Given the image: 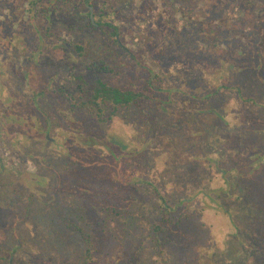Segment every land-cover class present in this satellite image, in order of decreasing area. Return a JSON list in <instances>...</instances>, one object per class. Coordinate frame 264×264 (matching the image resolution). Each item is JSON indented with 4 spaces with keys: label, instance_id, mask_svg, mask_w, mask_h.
I'll list each match as a JSON object with an SVG mask.
<instances>
[{
    "label": "rangeland",
    "instance_id": "rangeland-1",
    "mask_svg": "<svg viewBox=\"0 0 264 264\" xmlns=\"http://www.w3.org/2000/svg\"><path fill=\"white\" fill-rule=\"evenodd\" d=\"M12 1L0 0V264H180L189 251L193 264H199L201 244L207 257L214 252V263L264 264V248L249 237L264 230V209L258 208H264V192L258 205L260 194L249 193L248 173L227 175L242 149L254 141L264 145V127L248 120L228 127L223 121L227 112L237 110L250 120H264V0H198L192 7L180 1L171 7L176 0H89L90 8L87 0H68L75 10L64 15L68 6L59 4L51 19L19 11L17 4L28 10L33 0ZM90 12L95 23L119 28L121 46L108 29L90 27ZM49 26L52 37L47 38ZM253 34L259 43L247 41ZM77 45L86 50L83 56L76 53ZM216 45L239 70L251 68L247 76L240 71L230 87L226 72L220 81L227 83L224 97L191 105L185 95L192 89L191 77L179 70L185 75L166 85L181 93L156 89L146 105L122 110L114 120L100 122L96 110L70 109V95L85 101L71 75L93 79L94 64L105 60L119 67L124 76L110 82L130 85L144 79L145 70L163 77L191 56L216 61ZM231 45L244 50L230 53ZM210 85L215 88L214 80ZM61 88L66 99L60 97ZM205 88L208 83L200 96ZM181 105L188 106L185 112ZM198 110L207 113L205 124ZM200 126L205 139L193 152L205 159L191 161V151L180 150L185 138L176 144L178 153L172 150L168 138L176 141ZM204 161L217 170L207 173L211 170ZM246 162L245 170L254 171L263 158ZM179 201L184 203L180 208ZM166 209H178L171 213L176 221L191 215L210 222L207 237L197 231L199 221L191 219L188 233L175 229V236L166 238L174 243L163 248L144 243L150 224ZM226 211L239 231L224 225ZM71 224L92 238L90 258ZM227 229L234 236L228 240ZM235 232L247 238L239 244Z\"/></svg>",
    "mask_w": 264,
    "mask_h": 264
},
{
    "label": "trees",
    "instance_id": "trees-1",
    "mask_svg": "<svg viewBox=\"0 0 264 264\" xmlns=\"http://www.w3.org/2000/svg\"><path fill=\"white\" fill-rule=\"evenodd\" d=\"M174 0H172L173 2ZM177 1V2H176ZM173 3H171V7L175 6V3H178L180 1V3L182 4L185 3L186 5H188L189 7L194 6L198 0H176ZM13 4L15 3V1H12ZM89 2V0L86 1L85 5L87 7H89V4H87ZM59 4H64L66 5V7L68 6V9L66 10L67 12L64 13V15H67L68 13L74 11V7L68 3V0H33L30 3V7L27 10L26 8L24 9L22 5H19V11H21L22 13L26 14H30L35 18H39L40 17H44L46 19H51L52 15L56 12V10H60ZM184 4V5H185ZM183 5V4H182ZM174 11L175 13L180 12L178 8L174 7ZM264 11V10H263ZM91 15L92 13L90 12L89 17L91 20ZM193 14L190 15V17ZM108 20L111 19V16H107ZM195 18H193L192 20L194 21ZM261 19V18H260ZM186 24H189L190 21H185ZM90 27H92L94 30L98 29V28H106L109 31L110 36L114 39L115 45L117 46H121V42L119 39V35H120V31L119 28L113 24H111L110 22H97L95 23L94 21L91 20L90 22ZM72 30H78V31H82L83 32V28L79 27V26H74L71 27ZM51 27L49 26V28L47 29V38L48 37H52L51 36ZM45 36V37H46ZM40 37H44V35H40ZM254 34L250 35L247 39V41H252L254 38ZM225 41V40H224ZM221 41V42H224ZM257 43H259L256 40H253ZM202 43V42H201ZM248 43V42H247ZM246 43V46H247ZM124 45V44H123ZM216 49L218 48V45L215 46ZM244 49L241 47L239 48L238 46H230V53H241ZM75 51L79 56H83L84 53L86 52V50L82 47V46H75ZM224 49L220 48L218 50V53H214L213 55V59L215 56H218L216 61L211 60L209 58H207L206 56H195L192 57V59L189 58V60H181L180 63L176 64V67H172L168 69V74H164L163 77L159 74L153 73L150 70H145L144 72V76L145 78L141 79L140 82H136V81H130V85H120V84H114L111 83V79L113 77H120V76H124L119 67H112L110 65L107 64V62L104 60L102 62H99L97 64H94L93 66H91V69H94L95 71H97L96 76L93 79H87L84 78L82 76H80L79 74H73V76L71 75L72 80L74 83L78 84V90L85 96V101H80L78 102V99L73 96L70 95V99L73 101V104H71L70 109L71 110H91V111H98V118L100 119V122H107V121H111L114 120V118L116 116H118V114L122 111V110H127V109H131L135 106H144L146 105L149 101H151L153 94L156 92V89H159L161 93L163 92H168V94L173 95L175 92L177 93H181V90L179 88H168L167 87V82H171V84H173V82H175L176 80H178V76L181 77V74L185 75V73L189 74L187 75L189 78H187L186 80H189L188 83V88H192L189 92V94H186L187 100L190 102V104H194L197 102H202V99L209 102L215 98L218 97H224V92L227 91V86L224 82H220L221 80L223 81L225 76H226V72H228V74L230 75V81H229V77H228V81L230 83L229 87L232 84L237 83V78L240 74L243 75H248V72H245L246 70H251V68H245V70L243 71L242 69L239 70V66H235L233 63H231L230 61H228L227 59V55L224 56ZM189 57V56H188ZM182 67H180V66ZM178 70V71H177ZM179 70H185V73L180 72ZM186 70H188V72H186ZM141 71V70H139ZM191 72V73H189ZM245 72V74H244ZM100 74V75H99ZM240 74V75H241ZM107 76H109V78H107ZM186 76V77H187ZM212 76V77H211ZM141 78V77H140ZM139 78V79H140ZM138 79V80H139ZM164 79V80H163ZM206 79H210V81L205 82ZM143 80V81H142ZM214 80L215 83V88H211L210 82ZM197 83H199V87L197 85ZM205 83H208V87H210L208 90L205 88L206 94L204 95L202 92H200L203 96L199 95L198 91H202L199 90L201 89L202 85L204 86ZM194 88V89H193ZM236 88H237V93H241L240 91V85L236 84ZM73 92H77V91H73ZM60 97L66 99V91L61 88L60 89ZM200 98V99H199ZM82 99V98H81ZM151 99V100H150ZM68 100V99H67ZM156 102H159L160 99L156 98L155 100ZM249 102H254L253 99H250ZM225 109L227 111V107L229 105H224ZM158 107V108H157ZM157 107L155 106L156 109H159L158 111H161V106L157 105ZM181 107V109H184V112L186 111L187 107L186 105H181L179 106ZM237 107H242V106H238ZM199 111V110H198ZM109 114V118L107 120H104V117ZM160 114V113H159ZM199 116V119L201 120L202 124H205L203 121V119L206 117L204 114L207 113H202V112H198L197 113ZM250 116L246 113V112H242L238 110L234 113L232 112H227V114H225V116H223V118H225L224 121V125L228 126V127H232V126H239V125H244L245 120L250 121V123H254L255 126L259 127L262 126L264 127V120L262 119H251L249 118ZM203 118V119H202ZM222 123V122H220ZM199 128H201L200 130H194L191 133H188L187 135H182L181 137L179 136L178 139L176 141L170 140L173 138H168L169 144L172 146V150H174L176 153H178L177 148L178 146L176 144H178L179 142H181V138H185L183 139L185 144L180 148V150H187L189 149L191 152V154H189V159H191V161L193 160H203L205 159L204 155L202 153H200V151H194L195 147H197L196 145L203 140V135L202 133L204 131H202V127L200 126ZM201 134V135H200ZM173 137V136H172ZM187 137V138H186ZM205 139V138H204ZM254 144H259L258 148L257 147H253ZM177 147V148H176ZM244 149L246 150V152H244ZM244 149H242L241 153L237 154L235 156V163L237 164L234 165L235 167H233L230 171H227V173H225L226 171H222V176L226 177L227 175L232 174V176H236L238 172H240L241 170H243V172L245 171V173H248L247 175V179L249 180V185L248 187H250L249 193H253L255 195V191H259V196H257V198L260 200L262 193L264 192V176L259 179V175L260 174H255L256 173H262L264 172V145H262L261 141H259V143L257 142H253L249 145H247ZM243 152V153H242ZM181 155V153H180ZM238 158V159H237ZM246 158L248 160H252V159H259V161H261V159L263 158V162H261L260 164L256 165L254 164V171L253 170H248V168L245 170L246 166L248 165L246 162ZM206 163V168L207 170H211L208 171L207 173H210L214 170L212 164L204 161ZM242 162V164H238ZM246 162V165L244 164ZM238 165H241L240 170H238ZM250 166V165H249ZM217 170V169H215ZM214 170V171H215ZM213 171V172H214ZM261 171V172H260ZM258 178V180H256ZM203 192L201 193V195H205V190H202ZM195 198V197H194ZM193 198V199H194ZM252 198V195H249V199ZM264 198V197H263ZM239 200H241L239 198ZM264 202V199H262ZM181 202V203H180ZM179 205L178 208H180L181 205H183L184 203L182 201H179ZM262 203V201H258V205ZM264 203H262L263 205ZM167 208V205H165ZM264 206V205H263ZM259 209H264V208H260V206L258 207ZM178 210V209H177ZM177 210L174 209H166L165 214H163V216L161 217L160 220H156L153 221L150 224L149 230H148V238L144 241V243H155L157 245H160L161 248H163L165 245L169 244L170 241L169 239L166 240V238L168 236H172L174 233H172V231L174 232V230L176 229V231H185V234L189 232L190 230V225L192 224V220L196 221L198 223L199 221V227L197 228V231H201L199 232V234L201 235V233L203 234V237H207V230L209 228L210 222H208L206 220L207 223L202 222L200 223V216H198L197 218L191 217V215H186V218H180L178 221H176L175 217L171 216V213L173 214L174 211L176 212ZM213 212V211H212ZM264 212V211H263ZM262 212V213H263ZM225 219L226 222L224 223V225L226 227L229 226V228L231 230L235 229L237 231H239L238 225L235 222L234 224H232L230 222V219L228 216H231L230 211H226L225 213ZM227 216V217H226ZM194 218V219H193ZM227 222L229 224H227ZM194 223V222H193ZM262 223L261 220L258 222V225ZM218 224H220L218 222ZM133 225V223H132ZM261 225V224H260ZM71 228H74V230L77 231L78 234H81V236L83 237V241H85L84 243L88 246V250H87V255L88 257L91 255L92 251H93V242H92V238L90 237V235H86L83 231V228L75 225V224H71L70 225ZM195 226V223H194ZM203 231H202V230ZM211 229V228H210ZM228 230V229H227ZM207 231V232H204ZM210 232V230H209ZM176 234V233H175ZM185 234H181L185 235ZM198 234V235H199ZM227 240L230 239L231 237H234L232 235H230L229 230L227 231ZM175 236V235H173ZM242 236L244 238H242ZM240 236L239 233L235 232V237H236V241L237 243H241L245 240V238H247L245 235ZM249 237L252 238V242L258 247V248H264V230L263 232H261V234L259 233L258 235L255 236L254 235H249ZM217 238H219L217 236ZM221 239L219 238L218 240H216L217 245L218 242ZM247 240V239H246ZM174 243V242H172ZM224 242L221 243V245H223ZM216 245V246H217ZM180 248V247H179ZM197 249L201 250V256H203V259L200 258L198 259L199 264H218L217 262L214 263L215 260V255L214 252L213 254H210V257H207L206 255V250L207 248H205V245L201 244V246H199ZM178 250H183V248L181 247ZM242 250V249H241ZM243 251V250H242ZM261 251V250H260ZM193 251H189L187 254V258L184 257L182 258V260L180 261V264H193L194 260H193ZM259 254V253H258ZM189 255L191 256V258L189 257ZM90 258V257H89ZM191 259V260H190ZM255 259V257L252 259V261ZM221 264V263H220Z\"/></svg>",
    "mask_w": 264,
    "mask_h": 264
},
{
    "label": "water",
    "instance_id": "water-1",
    "mask_svg": "<svg viewBox=\"0 0 264 264\" xmlns=\"http://www.w3.org/2000/svg\"><path fill=\"white\" fill-rule=\"evenodd\" d=\"M91 16H92V20H93V13H92V15H91Z\"/></svg>",
    "mask_w": 264,
    "mask_h": 264
},
{
    "label": "flooded vegetation",
    "instance_id": "flooded-vegetation-1",
    "mask_svg": "<svg viewBox=\"0 0 264 264\" xmlns=\"http://www.w3.org/2000/svg\"><path fill=\"white\" fill-rule=\"evenodd\" d=\"M90 8V7H89ZM91 20H92V16H91ZM93 21V20H92Z\"/></svg>",
    "mask_w": 264,
    "mask_h": 264
}]
</instances>
